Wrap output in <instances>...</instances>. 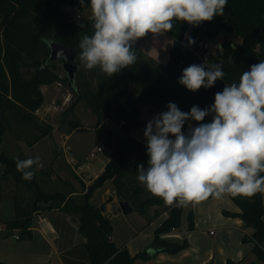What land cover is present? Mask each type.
<instances>
[{"label":"trees","instance_id":"16d2710c","mask_svg":"<svg viewBox=\"0 0 264 264\" xmlns=\"http://www.w3.org/2000/svg\"><path fill=\"white\" fill-rule=\"evenodd\" d=\"M65 6L73 12H85L90 9V0H84V7H81L80 0H0V194L4 182L13 177L33 197L25 206L20 205L21 200L16 198L17 216L3 223L9 230L19 229L23 239H31L29 228L32 226L33 214L45 208L43 204H49L46 208H51L61 206L66 201L63 209L79 215V232L86 238L89 261L85 264H134L136 259L149 260L147 252L132 256L125 247H118L112 239L114 226L111 219L103 214L101 207L91 202L94 192L107 181H112L116 196L131 203L136 211L146 215V219L151 221L160 216L159 211L150 214L156 206L163 207L162 212L168 213V217L155 230L153 247L156 254L171 252L173 244L162 236L181 227L183 206L176 203L167 205L153 195L142 197L144 188L137 179V168L139 165L147 167V144L141 143L130 133L132 130L144 133L146 124L140 120V115L145 105L149 104L151 109L158 108L163 112L168 111L170 102L183 112H189L193 106L202 110L210 108L216 93L222 92L225 86L233 82L238 83L244 71H249L252 65L264 60V0H228L223 15H217L211 21L190 29L187 22L173 21L172 30L166 32L173 40L166 65L149 57L135 41L133 50L137 55L136 63L113 76L103 72L96 87L92 83L95 68L86 69L79 58L81 37L91 36L94 31L92 17L79 25L72 13L65 10ZM222 31L236 35L240 42L223 40L210 66L204 67L208 70L213 64H221L224 78L218 79L211 88L189 91L178 80L186 67L199 62L194 52L198 48L195 42L215 40ZM45 40L49 43H45ZM190 40L194 43L190 44ZM52 42L69 46L77 54L79 70L74 80L68 76L62 79L55 69V62L48 63ZM29 66L34 71L26 78L23 69ZM62 80L68 82L77 100H84L88 104L100 123L108 116L115 123L123 124L122 133L116 136L112 160L89 186L80 202L74 198L67 199V195L62 192L44 191L37 180L34 165L31 169L35 172L33 179L24 180L16 167L19 159L7 155L2 147L6 127L10 125L6 112L9 111L16 122L22 121L24 126L32 123L36 125V113L45 102L42 86ZM214 115L210 113L201 122H189L197 127L201 123H211ZM39 128L41 133L33 134L31 140L23 142L34 146L53 130L51 126ZM227 196L241 212L226 211L225 214L247 220L246 227L253 228L254 233L244 240L253 243L252 251L259 261L264 262L263 194L257 193L251 198ZM188 223V230L192 231V210L188 215ZM186 246L187 243L178 245L177 251ZM228 264L238 263L228 261Z\"/></svg>","mask_w":264,"mask_h":264},{"label":"clouds","instance_id":"9594fccd","mask_svg":"<svg viewBox=\"0 0 264 264\" xmlns=\"http://www.w3.org/2000/svg\"><path fill=\"white\" fill-rule=\"evenodd\" d=\"M228 0H90L93 34L81 37L80 60L88 70L97 66L108 76L137 61L133 44L148 33L172 30L173 21L198 26L223 15ZM84 7V0H80ZM45 43L49 41L45 40ZM189 43H194L190 40ZM225 76L221 64L186 67L178 82L192 92L211 88ZM155 116L144 130L147 167L137 179L165 204H199L224 195L251 198L264 193V60L244 71L238 83L215 94L207 109L181 111L175 103ZM211 123L182 132L186 121ZM175 139H170L169 136ZM39 157L17 160L24 180L33 179Z\"/></svg>","mask_w":264,"mask_h":264},{"label":"crops","instance_id":"0c3cea01","mask_svg":"<svg viewBox=\"0 0 264 264\" xmlns=\"http://www.w3.org/2000/svg\"><path fill=\"white\" fill-rule=\"evenodd\" d=\"M192 26L189 25V29ZM223 33L224 31L220 33L216 41L223 36ZM220 43L221 41H219V46ZM136 44L149 57L154 58L160 64L166 65L169 62L173 40L168 33L164 32L157 35L148 33L146 36L138 39ZM130 134L141 143L147 144V140L138 136L134 131H131ZM66 137L69 138L70 136ZM40 142L28 148L35 149ZM60 150L61 147L54 145L53 151L55 154H58ZM63 152L65 156L70 155L69 161L74 162L77 166H81V173H84L83 176L85 178L80 177L81 180L79 181L73 179L72 181H67V179L63 178L64 183L61 187L52 191L49 189L45 191L62 192L67 195V199L74 198L77 202H80L81 197L87 193L89 186L100 176L109 162L106 161L97 171V168L95 169L91 164L85 162L87 158H84L82 149L78 145L67 149L64 148ZM107 185L108 182L94 192L91 202L97 207L102 208L103 214L111 219L114 226L115 217L125 214H123L120 208L122 200L116 196L114 188L107 187ZM103 189L104 192L99 202L96 203L94 199L97 193ZM4 190L5 186L3 185L2 193H4ZM262 194L264 204V193ZM1 198L2 194H0V200ZM108 199H111V201H108ZM65 204L66 201L61 206L51 208H46L49 204H43L45 208L33 214L32 226L29 228L32 236L31 239H23L22 237L16 239V234L21 235V231L19 229L9 230L3 223L15 219L17 208L12 218H3L0 213L2 220L0 223V262L4 264L87 263L89 256L86 249V238L79 232V215L71 210H64ZM25 205L23 203L22 206ZM182 206L183 216L184 213L188 212L189 215V212L193 211L194 229L189 231V223L188 221L183 222L182 217L181 227L170 234L164 235L163 238L174 244L175 247L178 245L182 246L185 243H187V246L180 251H177L176 248L175 252H162L159 254H156V250L153 249L152 252H147L150 256L149 260L136 259L134 264H228V261L238 264H264V262L258 260L256 254L252 251L253 243L244 240V236H249L245 231L247 227L244 219L225 214L226 211L231 213L241 212L240 208L230 197L224 195L220 199L209 198L199 204L188 203ZM160 208L156 206L150 211L151 215L156 211L161 213L157 218H160L158 225H161L168 217V213L160 211ZM135 212L137 211H132L129 214ZM2 223L4 225H1ZM216 228L218 229V233H215ZM212 231L213 233H211ZM215 234L216 237L212 238ZM112 237L114 240V233ZM141 252L143 250L139 247L136 250H129L132 256Z\"/></svg>","mask_w":264,"mask_h":264},{"label":"rangeland","instance_id":"374dc122","mask_svg":"<svg viewBox=\"0 0 264 264\" xmlns=\"http://www.w3.org/2000/svg\"><path fill=\"white\" fill-rule=\"evenodd\" d=\"M64 8L67 12L72 13L74 20L79 25H83L92 17L91 9L85 12H73L68 6ZM226 39L235 43L240 42V39L236 35L224 32L223 36L215 42V46L218 47L219 41L222 42ZM258 49L260 50L261 47ZM63 64V60L55 62V69L62 79L67 76ZM33 71L34 69L31 66L23 69L26 78H29L33 74ZM102 75L103 71H101L99 66L95 67L94 77L92 78L94 87L97 86ZM131 87H133V85ZM41 90L45 102L39 113H36L37 117L35 120L38 126L33 123L24 126L22 121L16 122L15 119L12 118L13 116L11 117L9 111H7L6 116L10 125L6 127L2 147L7 155L18 158L19 160H25L29 157H39V163L34 165L37 180L44 191L48 189L52 191L63 185V178L67 179V181H72V179L77 181L81 180L80 176L70 165V155L65 156L63 152L64 148L67 149L78 145V147L82 149L84 158H87L85 162L91 164L93 168H97L98 171L106 161L110 162L112 160L116 146V136L122 133L123 124L115 123L108 116H105L104 120L100 123L97 115L88 104L84 100H77L71 92L67 81L65 82L62 80L51 85L42 86ZM160 113H163L161 109L154 108L151 110L150 105L147 104L141 112L140 120L144 121L147 125L150 120ZM47 126L53 127L50 135L41 140L37 148H28L30 146L24 143L23 140H31L33 134L41 133L39 127L46 128ZM190 126L191 128L196 127L193 123L186 121L182 128V132L185 135L189 133ZM132 131L146 140L142 132L136 130ZM66 136L70 137L67 138ZM169 138L175 139V137L171 135ZM54 145H56V147H61L58 154H55L53 151ZM101 146L104 147V150L98 152L97 149ZM83 174L81 173V176L85 178ZM107 182V187L114 188L112 181ZM139 184L144 188L142 197L152 195L142 183L139 182ZM4 186L5 190L0 200V213L3 218H12L17 208L15 197L21 200V205H23V203L27 205V203L33 200V197L32 193L25 190V188L17 183L13 177H10L4 183ZM103 192L104 189L97 193L94 199L96 203L99 202ZM162 210L163 207L160 208V211ZM146 218V215L138 211L133 214L115 217L114 243L119 246H124L128 251L136 250V248L139 247L143 252H152L154 249V233L159 226L160 218H155L151 221ZM187 221L188 212L184 213L183 216V222ZM1 225L4 224L2 223ZM245 231L249 236L254 233L253 228H245ZM216 232L218 233L217 228L215 229V233ZM163 237L164 236H162V238ZM215 237L216 234L212 236V238ZM245 237L246 236H244V238Z\"/></svg>","mask_w":264,"mask_h":264},{"label":"water","instance_id":"95a60500","mask_svg":"<svg viewBox=\"0 0 264 264\" xmlns=\"http://www.w3.org/2000/svg\"><path fill=\"white\" fill-rule=\"evenodd\" d=\"M58 60L64 61L63 65H64V69L66 71L67 76L70 78V80H74L79 70V66L77 64V54L69 46H66L59 42H52L51 43V53L48 59V63L50 64ZM195 65H202V64L197 62ZM120 208L123 214L125 215H128L132 211H136L131 203L124 202V201L120 203ZM244 221L246 222L247 220L244 219ZM175 251H176V247L173 246L172 252H175Z\"/></svg>","mask_w":264,"mask_h":264},{"label":"built area","instance_id":"2783aa9c","mask_svg":"<svg viewBox=\"0 0 264 264\" xmlns=\"http://www.w3.org/2000/svg\"><path fill=\"white\" fill-rule=\"evenodd\" d=\"M80 18V15H79ZM187 36V35H186ZM215 40H207V41H197L195 42L198 46L197 49L194 50L195 55L199 58V62L204 65V66H210V61L211 59L216 55L217 50L219 49V45L218 47L215 46ZM214 48V49H213ZM201 50H204V53H201ZM37 113H39V111H37ZM104 147H98L97 151H103ZM70 165L73 167V169L75 170V172L80 176H81V166H77V164H75L74 162H71ZM213 233V231L211 232ZM16 239H20V234H16Z\"/></svg>","mask_w":264,"mask_h":264}]
</instances>
